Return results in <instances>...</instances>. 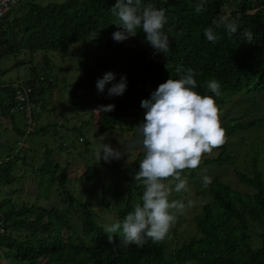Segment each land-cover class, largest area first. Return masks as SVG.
<instances>
[{
	"label": "trees",
	"instance_id": "16d2710c",
	"mask_svg": "<svg viewBox=\"0 0 264 264\" xmlns=\"http://www.w3.org/2000/svg\"><path fill=\"white\" fill-rule=\"evenodd\" d=\"M23 1L0 21V60L22 52L63 51L88 39L103 44L90 64L79 57L80 64L85 62L83 76L71 85L68 106L73 112L91 105L97 108L92 120L99 133L122 130L134 115H142L145 121H165L176 115L165 123L186 118L184 134L180 130L167 147L157 150L166 154L175 145L189 151L214 147L218 153L210 161L225 164L230 161L227 146L215 137L248 132L261 122H238L240 118L225 113L215 131L198 128L195 132L197 124L192 119L212 120L226 105L228 95L257 91L264 85V0ZM126 35H133L143 47L133 50L123 42ZM155 52L164 60L157 61ZM28 63L29 79L23 85L31 88V99L41 108L45 96L57 88L47 76L50 61L43 59V76ZM112 68L118 69L120 80L109 90L98 88L101 71ZM14 86L0 82V184L6 185L15 182V164L24 160L20 151L13 152L7 135L15 140L22 137V143L17 142L18 150L22 149L25 136L32 131L22 130L20 120L25 119L30 127L40 111L29 122L15 109ZM46 131L40 128L35 133ZM79 141L83 143V138ZM150 153L137 155L128 171L143 172L146 179L157 181L159 174L141 163ZM47 155L43 169L49 163ZM185 169L178 168L181 177ZM235 174L246 190H235L213 177L206 192L209 201L192 220V234L174 243L168 254L162 235L147 226L144 212L139 210L133 219L131 198L118 213L120 227L106 232L92 210L78 204L66 189L64 171L60 194L63 202H77L80 230L57 207L24 204L17 208L11 198H4L0 201L6 224L0 239L2 255L11 252L17 264H264V167H258L254 155L249 173ZM97 175L95 168H87L80 179L92 181ZM144 189L140 186L138 193ZM144 202L155 208V227L167 228L173 212L164 208V195L144 197ZM187 204L183 202V208Z\"/></svg>",
	"mask_w": 264,
	"mask_h": 264
},
{
	"label": "rangeland",
	"instance_id": "374dc122",
	"mask_svg": "<svg viewBox=\"0 0 264 264\" xmlns=\"http://www.w3.org/2000/svg\"><path fill=\"white\" fill-rule=\"evenodd\" d=\"M27 1L30 0H24L23 3ZM35 1L48 4L62 3L65 0ZM11 16L10 13L7 19ZM123 42L133 50L143 47L142 42L133 35L124 36ZM102 46L94 39H88L73 43L63 51H38L34 54L22 52L0 60V70L4 72L0 76V82L23 85L29 79L28 68L31 64L28 62L31 61L36 71L43 76V59L47 58L50 61L47 76L57 86L51 96H45L44 106H41L30 127L25 119L20 120L22 130L32 131L25 136L22 149L18 150L17 145V142L22 143V137L15 140L11 134L7 135L13 152L20 151L24 160L15 164V182L0 184V201L11 198L17 208L24 204L57 207L76 225L78 231L81 221L77 202L86 204L92 210L96 222L106 232H115L120 227L118 213L131 198L133 219L142 210L147 226L156 228V233L162 235L169 254L174 243L187 240L192 234V220L200 212L202 205L209 201L206 192L213 177L220 178L235 190L245 191L246 188L239 184L235 172L248 174L254 155L258 159V167H264V85L259 86L257 91L228 95L231 97L226 105L222 106L221 112L215 114L212 120L191 118L197 124L193 129L195 132H198V128H201V132L215 131L222 125L221 116L225 113L240 118L238 122L261 120L258 126L248 132L230 137H215L216 141L227 146L230 156L228 163L217 164L210 161L218 153L214 147H197L196 150L189 151L175 145L170 153L164 154L166 151H158L157 148L167 147L168 141L172 142L177 138L180 130L184 134V126L188 121L186 118H182V122L174 120L172 123H165L175 119L176 115L165 121H145L142 115H134L122 130L102 134L97 131L92 120L97 108L91 105L80 112L68 109L71 85L83 76L85 62L80 64L79 57H84L86 63L90 64ZM154 55L157 61L164 60L158 53ZM18 62L25 65L15 66ZM101 76L98 88L107 90L121 78L117 68L102 70ZM40 128H46L47 131L35 133ZM79 138H83V143ZM46 152L49 153V163L43 169ZM142 152H152L141 163H146L151 172L159 174L157 181L146 179L143 172L128 171L134 165L136 156ZM180 167H186L184 177H181L178 170ZM87 168H95L99 173L92 181L80 179ZM64 171L65 187L77 202L62 201L59 180ZM140 186L145 188L141 194L138 193ZM162 195L166 200L164 208L173 212V220L167 222V228L160 225L155 227L158 220L155 208L147 202L141 203L144 197ZM183 202L188 203L185 208L182 206ZM0 263L17 264L11 252L6 257L0 256Z\"/></svg>",
	"mask_w": 264,
	"mask_h": 264
},
{
	"label": "built area",
	"instance_id": "2783aa9c",
	"mask_svg": "<svg viewBox=\"0 0 264 264\" xmlns=\"http://www.w3.org/2000/svg\"><path fill=\"white\" fill-rule=\"evenodd\" d=\"M23 0H0V21L5 15L15 6H17ZM15 100L17 101V109L25 114L29 122L33 114H36L40 109L39 105L31 99V88L25 85L15 84ZM8 159H6L7 161ZM3 214L0 212V239L6 233V224L3 220ZM0 255H2L0 244Z\"/></svg>",
	"mask_w": 264,
	"mask_h": 264
}]
</instances>
